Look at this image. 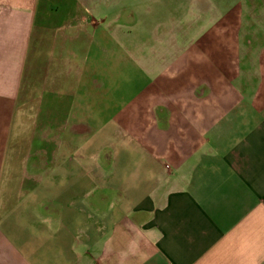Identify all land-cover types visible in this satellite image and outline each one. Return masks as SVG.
<instances>
[{
	"label": "crops",
	"instance_id": "0c3cea01",
	"mask_svg": "<svg viewBox=\"0 0 264 264\" xmlns=\"http://www.w3.org/2000/svg\"><path fill=\"white\" fill-rule=\"evenodd\" d=\"M131 1L0 0V264H264V0Z\"/></svg>",
	"mask_w": 264,
	"mask_h": 264
},
{
	"label": "rangeland",
	"instance_id": "374dc122",
	"mask_svg": "<svg viewBox=\"0 0 264 264\" xmlns=\"http://www.w3.org/2000/svg\"><path fill=\"white\" fill-rule=\"evenodd\" d=\"M217 1L218 0H207V4L211 6L212 12L213 10H216L214 8L217 7ZM139 3L140 2L138 0H133L130 2L137 14V19L135 20L136 23L131 26L130 32L131 37L134 38L143 36L148 37L150 33V27L153 25L154 20L161 19L160 17L165 15L167 11L171 13L173 11L180 13L184 5H190L191 7L193 6L192 10L195 14V17H197L199 14L201 15V6L197 4L196 0L195 2H193L192 0H150L149 3H147L150 7V11L147 12H144L143 10L144 4ZM139 15H142V19L141 17H139L138 20ZM195 21L197 23L199 22L197 20ZM197 30V28H194L195 34H197Z\"/></svg>",
	"mask_w": 264,
	"mask_h": 264
}]
</instances>
